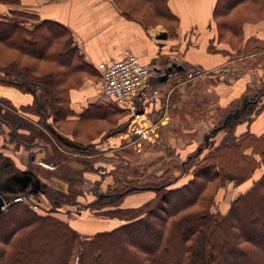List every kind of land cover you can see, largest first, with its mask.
Returning <instances> with one entry per match:
<instances>
[{"label": "rangeland", "instance_id": "rangeland-1", "mask_svg": "<svg viewBox=\"0 0 264 264\" xmlns=\"http://www.w3.org/2000/svg\"><path fill=\"white\" fill-rule=\"evenodd\" d=\"M63 1L67 0H0V13L25 12L28 15L25 25L31 28L49 20L41 18L40 6ZM176 1L181 7L185 0ZM261 1L241 3L228 16L216 17L221 32L218 43L212 17L206 32L184 23L181 40H176L174 23L158 16L146 0H114L129 18L165 30L175 40L176 57L180 56L176 66L166 59L155 66L149 65L151 79L162 75L157 82L167 83L155 87L159 91L157 110L149 106V112H144L145 124L150 129L145 139L127 128L128 113L120 117L102 110L93 118L76 116L78 109L72 107V93L86 82L87 88L96 94L100 83L96 64H91V71L73 72L56 60L34 57L0 41V68L15 65L16 72H21L16 73L12 67V73L6 69L0 71V149L3 150L0 193L6 202L13 203L15 197L24 196L23 203L36 207L34 211L29 207L32 212L54 214L82 235H92L125 222L124 209L144 204L156 197L162 187L184 184L191 176L193 165L219 142L230 143L244 133L253 137L264 135V0ZM180 13L185 18V11ZM233 19L243 20L237 51L234 49L237 38L225 28V23ZM65 28L68 32L58 45L73 48L87 62L72 32ZM203 37L208 53L217 52L223 62L228 60L216 70L201 64L189 66L203 59V54L197 52ZM183 66L187 71L174 72V68ZM24 70L43 82L59 80L55 88L60 98L58 105L66 109L68 116L53 121V91L45 87L46 83L25 80ZM172 73L178 74L169 78ZM149 92L147 101L143 102L146 105L154 93ZM95 97L93 103L98 104ZM6 115L18 116L23 125H12L5 119ZM239 115L241 119L237 120ZM62 139L70 142V148L61 147L58 141ZM18 149L19 165L8 166L7 154L3 153ZM245 152L250 154L252 148ZM252 159L256 168L243 180L227 179L218 187L214 210L225 214L231 201L259 178L263 171L260 156L253 153ZM17 170L21 172L12 174ZM5 186L12 189L5 191ZM77 260L76 254L74 264Z\"/></svg>", "mask_w": 264, "mask_h": 264}, {"label": "trees", "instance_id": "trees-1", "mask_svg": "<svg viewBox=\"0 0 264 264\" xmlns=\"http://www.w3.org/2000/svg\"><path fill=\"white\" fill-rule=\"evenodd\" d=\"M260 1L215 0L211 12L217 28L215 41H221L216 17L228 16L241 3ZM146 2L158 16L174 23L173 31L178 27L179 17L171 11L168 0ZM27 17L21 11L0 13V41L34 57L56 60L73 72L92 70L73 48L58 45L68 32L62 23L42 20L30 28L25 25ZM242 23V19L225 23L226 30L237 38L236 51L242 40ZM6 67L0 71L12 73V67L16 72L15 65ZM23 72L28 82L46 83L45 87L53 91V121L68 116L66 109L58 105V79L43 82ZM98 102L90 103L76 116L93 118L102 110L120 117L127 114L99 97ZM5 119L12 125H23L16 115H6ZM58 142L70 148V142ZM249 147L250 154L245 152ZM253 153H258L263 165L259 178L231 201L225 214L214 210L218 187L227 179L241 181L256 168ZM123 213L126 221L114 228L82 235L54 214L32 212L25 203L13 202L0 214V264H74L76 254V264H264V135L244 133L230 143L219 142L193 165L184 184L162 187L156 197Z\"/></svg>", "mask_w": 264, "mask_h": 264}, {"label": "crops", "instance_id": "crops-1", "mask_svg": "<svg viewBox=\"0 0 264 264\" xmlns=\"http://www.w3.org/2000/svg\"><path fill=\"white\" fill-rule=\"evenodd\" d=\"M199 1L201 2L200 4ZM176 2V0H168L171 11L179 17V25L176 28V36L174 38L181 40V31L184 23H187L190 27H197L199 31L204 30L206 32V25L208 20L211 19L215 0H185L181 7L176 5ZM194 2L196 3L194 4ZM181 8L186 13L185 18L180 13L182 11ZM38 12L41 18L61 22L69 28L72 32L73 40L79 47L83 57L92 65L101 61L118 60L128 54L137 56L143 64L148 66L150 64L155 66L165 59L168 62H173L174 66H176V61L179 62L180 56L176 57L178 52L175 40L169 38L165 30L158 27H149L141 20L129 18L112 0H67L60 4L53 3L40 6ZM202 35L204 36L205 34L203 33ZM204 40H206L205 37H203L202 44L199 47V51H197L198 54H203L202 61L192 64L186 62L189 66L201 64L202 67H211L212 70H216L220 65L228 62V60L223 62L222 55L217 52L208 53ZM174 70V72L180 70L185 72L187 67L174 68ZM172 74L169 78L174 77L178 73ZM151 76L138 94V103L144 107L142 105L139 106L146 114L149 112V110L147 111L149 106L157 110L159 91L155 87L167 83L165 81L157 82L160 75H155V81L151 79ZM87 87L89 85L85 82L79 91L72 93V107L78 109V112L82 110L81 107L84 109L87 104L93 103L96 94L95 99L99 97L101 91L100 83L95 95ZM149 91H154L152 96L150 95L153 102L149 101L146 105L143 102L147 101L146 97L151 94ZM1 150L2 148L0 152L3 151ZM19 150L3 153L5 156L7 154L6 164H9L8 166L17 167L19 165ZM16 172L19 174L21 171L17 170L12 174H16ZM26 173H30V171L26 170ZM39 183H41L40 180ZM11 189L6 186L3 187L5 191H10ZM0 190L2 189L0 188Z\"/></svg>", "mask_w": 264, "mask_h": 264}, {"label": "built area", "instance_id": "built-area-1", "mask_svg": "<svg viewBox=\"0 0 264 264\" xmlns=\"http://www.w3.org/2000/svg\"><path fill=\"white\" fill-rule=\"evenodd\" d=\"M96 68L100 74L101 91L99 99L112 103L128 113L127 128L139 138H147L150 133L149 126L145 124L146 116L138 103V94L150 78V67L143 64L133 54L109 61L97 62ZM14 201L26 202L24 196H17ZM5 202L3 210L10 205ZM34 211L36 207L29 205Z\"/></svg>", "mask_w": 264, "mask_h": 264}, {"label": "water", "instance_id": "water-1", "mask_svg": "<svg viewBox=\"0 0 264 264\" xmlns=\"http://www.w3.org/2000/svg\"><path fill=\"white\" fill-rule=\"evenodd\" d=\"M181 69V68H180ZM158 78H160L161 79V77H158ZM158 80V79H157ZM29 180V179H28ZM39 188V187H38ZM5 202H6V199H5V197L0 193V213L2 212V210H3V206H4V204H5Z\"/></svg>", "mask_w": 264, "mask_h": 264}]
</instances>
